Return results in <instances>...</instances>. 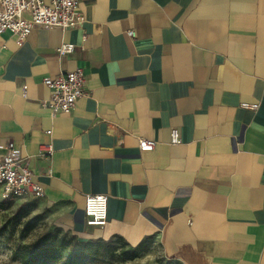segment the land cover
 <instances>
[{"label":"crops","instance_id":"0c3cea01","mask_svg":"<svg viewBox=\"0 0 264 264\" xmlns=\"http://www.w3.org/2000/svg\"><path fill=\"white\" fill-rule=\"evenodd\" d=\"M77 9L80 24L36 26L21 45L0 34V156L12 143L42 189L31 198L79 239L151 240L177 264H264V0ZM62 43L74 49L59 55ZM76 68L84 95L53 113L43 80ZM88 194L106 196L103 226L86 224Z\"/></svg>","mask_w":264,"mask_h":264},{"label":"built area","instance_id":"2783aa9c","mask_svg":"<svg viewBox=\"0 0 264 264\" xmlns=\"http://www.w3.org/2000/svg\"><path fill=\"white\" fill-rule=\"evenodd\" d=\"M79 0H0V34L10 32L17 45L29 35L36 26L57 27L67 30L83 21L78 12ZM128 37H134L133 30H127ZM74 49L72 43H62L56 52L64 55ZM49 90V96L42 104L53 113H69L78 98L84 95L85 76L81 68L63 71L54 77L43 80ZM242 107L256 108V104L242 103ZM180 142L179 131L173 127L169 131V143ZM152 139L139 138L140 151L154 148ZM52 147L44 146L41 154H50ZM32 173L26 160L14 150L13 144L6 145V151L0 156V199L10 197H40L41 187L32 180ZM107 199L102 194L85 196L84 213L86 224L103 226L106 222Z\"/></svg>","mask_w":264,"mask_h":264},{"label":"rangeland","instance_id":"374dc122","mask_svg":"<svg viewBox=\"0 0 264 264\" xmlns=\"http://www.w3.org/2000/svg\"><path fill=\"white\" fill-rule=\"evenodd\" d=\"M89 241L93 243L95 256L81 264H177L162 256L157 244L151 240L143 243L134 260H125L124 253L135 247H127L118 241ZM85 242L86 240L58 227L50 216V210L36 198L0 199V264H22L12 258L13 250L42 245L47 246L49 252L33 264H62L67 255L57 254L51 250V246L72 252L83 247Z\"/></svg>","mask_w":264,"mask_h":264},{"label":"trees","instance_id":"16d2710c","mask_svg":"<svg viewBox=\"0 0 264 264\" xmlns=\"http://www.w3.org/2000/svg\"><path fill=\"white\" fill-rule=\"evenodd\" d=\"M113 241H118L128 247V245L121 239H116ZM105 243V241H100ZM109 242V241H108ZM90 241H86L80 249H77L72 252H66V250L61 249L60 247H50L57 254H66L67 259L62 262V264H81L87 259L94 258L95 249ZM143 245V244H142ZM139 245L132 249L131 251H126L124 253L125 260H134L138 256V250L142 246ZM49 249L47 246H36L33 248L22 247L20 250H13L11 256L13 259L19 260L22 264H33L39 257L47 255Z\"/></svg>","mask_w":264,"mask_h":264}]
</instances>
